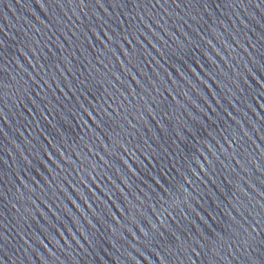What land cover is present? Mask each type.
I'll use <instances>...</instances> for the list:
<instances>
[{
  "label": "water",
  "instance_id": "water-1",
  "mask_svg": "<svg viewBox=\"0 0 264 264\" xmlns=\"http://www.w3.org/2000/svg\"><path fill=\"white\" fill-rule=\"evenodd\" d=\"M262 77L260 0H0V264H262Z\"/></svg>",
  "mask_w": 264,
  "mask_h": 264
},
{
  "label": "snow or ice",
  "instance_id": "snow-or-ice-1",
  "mask_svg": "<svg viewBox=\"0 0 264 264\" xmlns=\"http://www.w3.org/2000/svg\"><path fill=\"white\" fill-rule=\"evenodd\" d=\"M260 6L261 7H264V0H260ZM262 79H264V77H262ZM203 157V156H200V158ZM203 159L205 160V157H203ZM199 168V167H198ZM199 171V170H197ZM262 264H264V261H262Z\"/></svg>",
  "mask_w": 264,
  "mask_h": 264
}]
</instances>
